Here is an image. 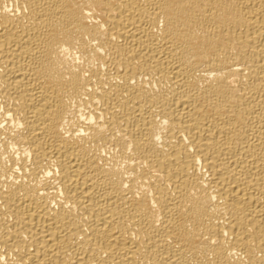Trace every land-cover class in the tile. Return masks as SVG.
<instances>
[{
    "label": "bare ground",
    "instance_id": "6f19581e",
    "mask_svg": "<svg viewBox=\"0 0 264 264\" xmlns=\"http://www.w3.org/2000/svg\"><path fill=\"white\" fill-rule=\"evenodd\" d=\"M0 264H264V0H0Z\"/></svg>",
    "mask_w": 264,
    "mask_h": 264
}]
</instances>
